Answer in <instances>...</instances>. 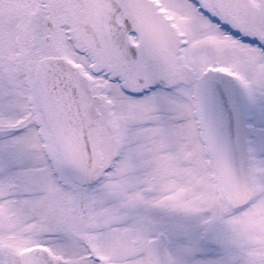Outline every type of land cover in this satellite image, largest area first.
<instances>
[{
    "label": "snow or ice",
    "instance_id": "6c2138e0",
    "mask_svg": "<svg viewBox=\"0 0 264 264\" xmlns=\"http://www.w3.org/2000/svg\"><path fill=\"white\" fill-rule=\"evenodd\" d=\"M0 264H264V0H0Z\"/></svg>",
    "mask_w": 264,
    "mask_h": 264
}]
</instances>
